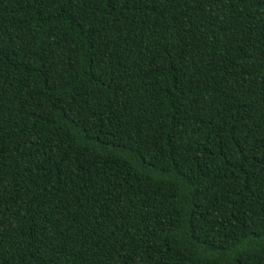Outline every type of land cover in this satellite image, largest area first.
<instances>
[{
	"label": "trees",
	"instance_id": "16d2710c",
	"mask_svg": "<svg viewBox=\"0 0 264 264\" xmlns=\"http://www.w3.org/2000/svg\"><path fill=\"white\" fill-rule=\"evenodd\" d=\"M0 264H264V0H0Z\"/></svg>",
	"mask_w": 264,
	"mask_h": 264
}]
</instances>
